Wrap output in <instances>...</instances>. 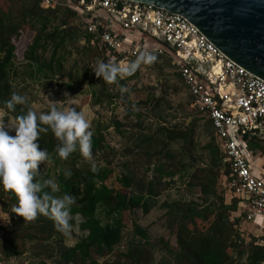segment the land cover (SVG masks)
Segmentation results:
<instances>
[{
	"label": "trees",
	"instance_id": "16d2710c",
	"mask_svg": "<svg viewBox=\"0 0 264 264\" xmlns=\"http://www.w3.org/2000/svg\"><path fill=\"white\" fill-rule=\"evenodd\" d=\"M22 3L20 13L13 18L0 7V109H5L20 126L14 134H0V203L9 213L10 224L2 226L0 254L5 258L25 252V241L33 240L45 246L47 258L57 255V264H155L154 246L147 230L136 225V233L145 244L131 243L125 252L115 253L123 236V215L141 209L144 214L154 208L159 196L152 182L135 180L131 173L115 175L109 165L85 160L105 148L100 127L85 132L80 139L76 133L78 120L67 122L50 116L37 115L25 97L16 92L11 75L17 60L28 62L32 77L54 78L65 67L63 49L77 39L78 27L72 26L75 13L66 8H43L36 0H7ZM31 24L35 35L23 51L19 45L23 28ZM87 51L94 47L86 34ZM51 48L49 58L43 54ZM108 57L100 67H109ZM116 64V61L113 63ZM119 72L106 68L100 75L101 93ZM134 77L133 69L125 73ZM101 101L98 91L93 93ZM210 124V123H209ZM169 144L182 140V151L193 154L195 130H167ZM246 140L248 137H245ZM254 143L259 147L260 143ZM210 163L190 173L188 184L198 187L202 202L196 200L165 202L162 204L172 220L177 238V250L171 251L176 264H264V245L256 239L247 242L236 226L240 219H232L238 200L226 203L222 178L229 173L223 155L213 139L206 147ZM42 159L50 157L61 163L53 181H46L41 173ZM36 157V158H35ZM192 169L191 166L188 168ZM169 171L168 176H173ZM7 197V203H4ZM103 212L105 219L99 212ZM66 213L80 215V226L86 231L73 246L65 244L70 221ZM200 222V223H198ZM55 240V247L50 243ZM166 250L169 243L159 241ZM164 249V250H165ZM55 255V256H56ZM99 259H104L101 263Z\"/></svg>",
	"mask_w": 264,
	"mask_h": 264
},
{
	"label": "rangeland",
	"instance_id": "374dc122",
	"mask_svg": "<svg viewBox=\"0 0 264 264\" xmlns=\"http://www.w3.org/2000/svg\"><path fill=\"white\" fill-rule=\"evenodd\" d=\"M21 4L0 0V7L13 18L19 15ZM71 25L78 27L79 37L63 49L65 67L62 74L48 79L32 77L28 62L20 59L11 75L12 85L16 92L25 97L37 115L50 116L63 122L78 120L81 128L76 133L77 139L85 132L94 131L98 127L102 129L105 148L93 157L86 155L85 160L107 164L114 169L115 175L122 177L131 173L137 181L145 179L147 183L154 184L155 190L159 192V196L154 199V208L148 214H144L141 209L124 213L122 241L114 250L115 253H121L131 243L145 244L146 240L135 231L136 225H139L151 237L155 264H176L170 250L173 252L178 247L174 234L177 227L171 223L162 204L190 200L202 202L200 189L191 187L188 181L193 170L210 163L206 147L214 139V131L209 122L204 121L195 111L192 99L169 56H153L141 63L131 64L129 68L133 69L134 77L127 78V71L111 53L97 46L91 51L86 50V34L75 17ZM34 35L31 24L23 28L20 51L31 44ZM51 52L49 48L43 58H49ZM104 57H108L109 63L116 61V64L100 67ZM106 68L112 73L117 69L119 75L101 93L103 83L99 74L104 75ZM94 91L100 92L101 101L97 102ZM192 125L195 130L193 154L182 151V140H175L165 147L167 130H189ZM0 128L5 133L14 134L20 127H17L14 118L5 109H0ZM258 141L261 143L254 149L253 156L260 159L258 167L264 172V141ZM36 157L42 162L43 178L53 181L61 163L54 162L50 157L42 159L40 154ZM169 171L175 174L168 176ZM222 189L226 194L227 189L224 186ZM229 194L233 195L231 192ZM7 199L5 197L4 203H7ZM99 213L106 221L103 212ZM80 219L78 216V223L68 229L64 241L67 246H73L86 234L79 225ZM242 224L240 222L236 229L247 242L251 238L257 242L262 237L260 231L250 235L242 232ZM160 239L169 243V250L159 242ZM24 243L23 254L10 258L0 254V264H57V255L47 258L45 246L30 239ZM50 245L55 247V240ZM103 260L99 259L101 263Z\"/></svg>",
	"mask_w": 264,
	"mask_h": 264
},
{
	"label": "built area",
	"instance_id": "2783aa9c",
	"mask_svg": "<svg viewBox=\"0 0 264 264\" xmlns=\"http://www.w3.org/2000/svg\"><path fill=\"white\" fill-rule=\"evenodd\" d=\"M36 1L43 8L72 10L91 45L119 59L125 71L153 56L173 60L195 111L214 130L229 168L222 184L243 207V222L262 232L256 243L264 245V178L254 173L244 142L246 136L264 141V79L163 7L136 0ZM0 134L8 133L0 128Z\"/></svg>",
	"mask_w": 264,
	"mask_h": 264
},
{
	"label": "water",
	"instance_id": "95a60500",
	"mask_svg": "<svg viewBox=\"0 0 264 264\" xmlns=\"http://www.w3.org/2000/svg\"><path fill=\"white\" fill-rule=\"evenodd\" d=\"M197 26L226 55L264 79V0H136Z\"/></svg>",
	"mask_w": 264,
	"mask_h": 264
},
{
	"label": "crops",
	"instance_id": "0c3cea01",
	"mask_svg": "<svg viewBox=\"0 0 264 264\" xmlns=\"http://www.w3.org/2000/svg\"><path fill=\"white\" fill-rule=\"evenodd\" d=\"M210 126H211V124H210ZM214 140H215V138H214ZM257 141H258L257 139H253V138H249V137H248L247 140H246V138L244 139V142L246 144L247 153H248L249 159L251 161V164H252V168L254 170V173L257 176L264 178V172H263V170L258 167L259 162H260V159H257V158L255 159V157L253 156L254 153H255V150L254 149L257 148V146H255L254 143H257ZM258 143H261V142H258ZM256 160H259V161L256 163ZM229 192H230L229 190H226V194H224L225 195V201L228 204L231 203L233 199H236L233 195L229 194ZM242 211H244L243 210V207H241L239 205V201H238V209H237L236 212H233L232 213L233 215H232L231 218L232 219H234V218L240 219V222L243 223L242 224V228L243 229H241V230L244 231V232H247L246 234H249V235L250 234H254L255 231H257L256 227L252 223L243 222V220L241 218L242 217L241 216L242 215L241 214ZM78 216L81 218L80 221H79V225H80L81 222L83 221L82 216H80V215H71L69 213H66V216L65 217H66V219L68 221H70V226H71L72 224L78 223ZM0 220H1L2 224H3V226H7V225H9L11 223L10 222L9 214L6 211H4L1 203H0ZM70 226H69V229H70Z\"/></svg>",
	"mask_w": 264,
	"mask_h": 264
}]
</instances>
